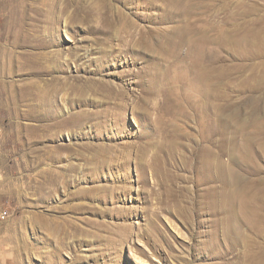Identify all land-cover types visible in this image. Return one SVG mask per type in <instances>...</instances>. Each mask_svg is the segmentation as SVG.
Wrapping results in <instances>:
<instances>
[{"label":"rangeland","instance_id":"1","mask_svg":"<svg viewBox=\"0 0 264 264\" xmlns=\"http://www.w3.org/2000/svg\"><path fill=\"white\" fill-rule=\"evenodd\" d=\"M0 264H264V0H0Z\"/></svg>","mask_w":264,"mask_h":264},{"label":"bare ground","instance_id":"2","mask_svg":"<svg viewBox=\"0 0 264 264\" xmlns=\"http://www.w3.org/2000/svg\"><path fill=\"white\" fill-rule=\"evenodd\" d=\"M105 32H109V30L107 29ZM124 33H125V36H126V38H128L131 34H130V32H127V31H124ZM241 38V37H240ZM243 39L241 38V41H242ZM246 41V40H245ZM103 82V81H102ZM111 85V84H110Z\"/></svg>","mask_w":264,"mask_h":264},{"label":"built area","instance_id":"3","mask_svg":"<svg viewBox=\"0 0 264 264\" xmlns=\"http://www.w3.org/2000/svg\"><path fill=\"white\" fill-rule=\"evenodd\" d=\"M5 217V212L1 214V218L3 219Z\"/></svg>","mask_w":264,"mask_h":264}]
</instances>
